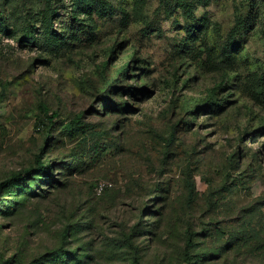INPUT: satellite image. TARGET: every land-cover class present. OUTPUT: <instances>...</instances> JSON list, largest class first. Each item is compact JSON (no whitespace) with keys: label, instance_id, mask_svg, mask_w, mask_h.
<instances>
[{"label":"rangeland","instance_id":"1","mask_svg":"<svg viewBox=\"0 0 264 264\" xmlns=\"http://www.w3.org/2000/svg\"><path fill=\"white\" fill-rule=\"evenodd\" d=\"M5 180L0 264H264V0H0Z\"/></svg>","mask_w":264,"mask_h":264},{"label":"trees","instance_id":"2","mask_svg":"<svg viewBox=\"0 0 264 264\" xmlns=\"http://www.w3.org/2000/svg\"><path fill=\"white\" fill-rule=\"evenodd\" d=\"M41 167H42L43 170L46 169V168L43 167V166H41ZM8 182H9V180H5V181L1 182V183H0V189L3 188ZM190 245H191V242L189 241V242L187 243V247H190Z\"/></svg>","mask_w":264,"mask_h":264},{"label":"built area","instance_id":"3","mask_svg":"<svg viewBox=\"0 0 264 264\" xmlns=\"http://www.w3.org/2000/svg\"><path fill=\"white\" fill-rule=\"evenodd\" d=\"M101 190H102V187L99 186V187L97 188V191L100 192Z\"/></svg>","mask_w":264,"mask_h":264}]
</instances>
